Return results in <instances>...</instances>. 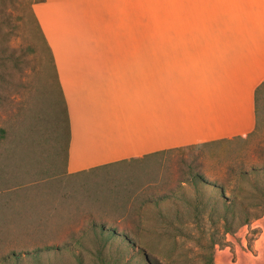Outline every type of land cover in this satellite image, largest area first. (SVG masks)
Instances as JSON below:
<instances>
[{
    "label": "crops",
    "instance_id": "1",
    "mask_svg": "<svg viewBox=\"0 0 264 264\" xmlns=\"http://www.w3.org/2000/svg\"><path fill=\"white\" fill-rule=\"evenodd\" d=\"M173 1L163 43L150 0L148 41L145 0L33 5L67 105L68 175L256 130L264 0Z\"/></svg>",
    "mask_w": 264,
    "mask_h": 264
},
{
    "label": "rangeland",
    "instance_id": "2",
    "mask_svg": "<svg viewBox=\"0 0 264 264\" xmlns=\"http://www.w3.org/2000/svg\"><path fill=\"white\" fill-rule=\"evenodd\" d=\"M178 1L172 4L176 6ZM38 2L0 0V130L5 135L0 138V168H4L0 169L4 178L0 185V220L19 230L0 234V255L13 248H35L41 242L66 244L87 231L95 219L119 232L125 228L136 233L144 228L136 233L140 236L137 238L162 264H204V256L211 252L216 264H264V207L257 206L264 201L260 194L264 179L251 175L254 169H264V84L257 94L256 130L245 138L175 149L68 175L61 152L57 158L52 154L51 134L59 124L61 127L62 104L49 52L32 10ZM155 2L150 0L151 14L155 5L157 42L163 43L166 23L162 16L170 0ZM145 3L141 41L149 40L148 23L152 21L149 0ZM30 117L40 128L46 127L50 139L46 144L34 139L25 150L13 134ZM13 141L18 147L17 158L7 153L14 147L10 146ZM58 146L62 150L63 139ZM55 168L60 175L54 174ZM192 174L223 187L230 200L236 195L238 206L242 205L237 209L240 221L245 209L251 216L261 217L251 219L235 233H227L230 222L218 220L222 211L213 214L206 204L196 216L197 195L184 183ZM165 197L172 199L160 207L178 208L182 211L179 219L169 216L160 220L153 205L139 210L142 200L156 202ZM162 222L174 223L182 233L153 231ZM29 226L34 227L33 232L25 230ZM217 254L221 261L216 260Z\"/></svg>",
    "mask_w": 264,
    "mask_h": 264
},
{
    "label": "trees",
    "instance_id": "3",
    "mask_svg": "<svg viewBox=\"0 0 264 264\" xmlns=\"http://www.w3.org/2000/svg\"><path fill=\"white\" fill-rule=\"evenodd\" d=\"M42 1L43 0H40V2ZM38 29L40 30L39 26ZM46 47L49 52L54 71L55 82L62 104L61 127L59 124L55 131L51 134V140L54 142L52 154L54 158H57L59 153L61 152L63 163L67 164L68 144L70 136L67 105L59 86L51 50L47 46V44ZM260 88L261 86L256 92V103L257 94ZM32 119L33 118L30 117L29 121L23 123L21 128H18L17 131L13 134L15 140H18V143L22 144L21 146L25 150L30 149L31 141H33L34 139L42 140L45 144L48 143V139H50L47 137V130L44 129L46 127L41 126L40 128L37 123H33L34 120L32 121ZM61 129L62 132L60 131ZM0 132V138H4L5 135L3 134V131L0 130ZM62 139L64 140V147H62V150H60L58 143ZM10 146L14 147H11V149L7 151V153L11 152V156H15L14 158H17V145L13 141L12 145ZM108 166L110 165L103 166L94 170L104 169ZM55 170L56 173L54 174L60 175L58 169L55 168ZM86 172L89 171H83L72 175L83 174ZM252 174H254V176H259V178L261 179H264V169H254L251 175ZM242 178L247 179L245 175H243ZM3 180V175H1L0 185L3 183ZM184 183L191 185L194 189L195 195H197V198L195 199L196 206L193 211L196 216L199 212H203L201 211V207L205 206L206 204L212 207L213 214L222 211V214L218 215V220L224 222L225 224L230 222L231 227L226 230L227 233H235L236 229L248 224L251 219H259L261 217V214L251 216L249 214V211L245 209L242 213L244 219L240 221L242 217L237 213V209L242 208V205L238 206L236 195L234 196V199L230 200L229 198L225 197V191L223 190V187H218L207 182L205 178L200 174H192L189 179L184 181ZM206 192H210V194L207 195ZM260 194L264 198V190L260 192ZM169 198L170 197H165L163 199L157 200L156 202L142 200V207L141 209L139 208V210L142 211V208L153 205L157 207V216L160 220L166 219L169 216L173 219H179V217L182 216V211H180L178 208H174V210H172L162 209L160 207L163 203L167 202ZM184 200L187 201L186 198H184ZM87 204L91 206L92 203L87 202ZM261 205H263L264 207V201L263 204H259L257 206L260 207ZM128 214L129 213H127L126 215ZM236 221L237 224L233 226L234 222ZM169 228H171L172 230H170ZM25 230H27V232H30V230L33 232L34 227L29 226ZM143 230L145 229L138 228L136 233H139ZM18 231V229L16 231V228L12 227L10 224L5 223L4 220H0V234L9 235L15 232L17 233ZM153 231H159L161 232V234L167 233L168 231H174L178 234L182 233L181 229L172 222H167L166 224L162 222L157 228L153 229ZM136 233L125 228H123L119 232L118 228L108 226L103 221L97 222L95 221V219H93L87 231H85L81 236H78L75 239L72 238V241L66 244L62 243L49 245L47 242H41L40 246L31 249L17 251V249L13 248L7 253L0 255V264H162L160 263L158 258L151 252V250L146 247L144 242L140 238H137L140 236H138ZM204 264H216L212 252L204 256Z\"/></svg>",
    "mask_w": 264,
    "mask_h": 264
}]
</instances>
